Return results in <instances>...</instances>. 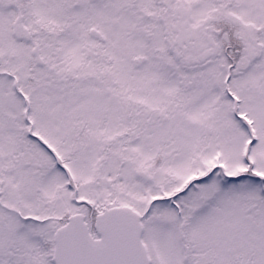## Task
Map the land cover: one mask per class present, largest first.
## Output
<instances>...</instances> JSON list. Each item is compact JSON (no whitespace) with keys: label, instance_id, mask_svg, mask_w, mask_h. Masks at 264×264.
<instances>
[{"label":"snow or ice","instance_id":"1","mask_svg":"<svg viewBox=\"0 0 264 264\" xmlns=\"http://www.w3.org/2000/svg\"><path fill=\"white\" fill-rule=\"evenodd\" d=\"M0 264H264V0H0Z\"/></svg>","mask_w":264,"mask_h":264}]
</instances>
